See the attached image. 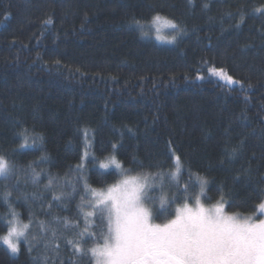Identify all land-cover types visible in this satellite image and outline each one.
I'll list each match as a JSON object with an SVG mask.
<instances>
[{
  "label": "trees",
  "instance_id": "trees-1",
  "mask_svg": "<svg viewBox=\"0 0 264 264\" xmlns=\"http://www.w3.org/2000/svg\"><path fill=\"white\" fill-rule=\"evenodd\" d=\"M262 8L264 0H0V155L17 170L11 181L0 179V236L12 218L5 193L20 220L31 215L30 243L21 240L13 254L0 242V264H95L92 236L80 241L81 254L67 240L85 227L78 211L85 183L102 189L120 179L115 168L99 167L112 155L129 173L165 174L163 207L154 201L159 186L150 192L157 223L193 201L197 175L208 180L207 203L223 195L228 211L257 212L264 196ZM157 14L183 29L176 43L148 38L134 22ZM209 67L243 88L227 86ZM170 149L184 164L181 191L171 184ZM73 186V196H60ZM64 217L79 227L63 228ZM89 220L102 244L105 218L97 212ZM39 221L57 235L42 232Z\"/></svg>",
  "mask_w": 264,
  "mask_h": 264
},
{
  "label": "snow or ice",
  "instance_id": "snow-or-ice-1",
  "mask_svg": "<svg viewBox=\"0 0 264 264\" xmlns=\"http://www.w3.org/2000/svg\"><path fill=\"white\" fill-rule=\"evenodd\" d=\"M258 12H264V8L257 9ZM243 16L241 15V22ZM144 33V26L139 21H134ZM50 23V21H46ZM151 28L155 30L158 40H165L167 37L162 35L163 29H173L177 34L183 32L173 20L155 15L151 20ZM176 36H172L169 41L174 42ZM211 75L219 77L229 87L240 86L241 81L235 80L227 74L222 68L209 67L207 69ZM203 79V77H198ZM131 131V129H129ZM24 143L22 147L28 144L27 130L20 134ZM35 143V141H33ZM116 145H113L115 152ZM235 152V150H233ZM170 155L173 158L174 171H171L172 180L176 181L177 191L179 188V177L182 170V162L179 155L170 149ZM95 160V157H93ZM114 165L120 170V175L124 176L128 171L123 169L121 163L112 155L107 162H101V169H108ZM79 167V166H78ZM17 174V170L9 161L0 155V179L11 181ZM39 173L32 171V181L36 183ZM165 174L157 173L149 182L147 175L143 180L138 178H125L117 184L108 188L107 193L97 192L89 189L85 183V193L81 196V204L78 205V211L82 215L85 227L74 232V239H68L67 243L72 245L77 254L85 252L80 241L85 236H92L95 247L87 249L93 257L95 264H264V219L254 222L253 217L238 218L236 215H229L224 212V200L221 195L220 201H217L211 208H205L201 203L200 197L206 194L208 180L205 177L196 176L198 181L199 193L193 196L195 207L187 203L182 208L176 210L175 218L167 223L156 224L152 222L151 213L145 207L144 199L153 201L145 189H151L157 182L163 186V176ZM159 177V181H157ZM53 183V178L49 177L47 187ZM19 181L13 185L17 187ZM76 188L72 187L71 192H61L60 196L71 197L75 194ZM185 198L188 195V185L182 190ZM10 193L4 194V200L9 205L11 220L7 221V234L0 236V242L7 246L11 253L16 254L20 251L21 240L29 242L28 230L31 226V215L29 223L25 224L19 220V214L11 207L8 201ZM91 199L87 203L94 209L93 211H84L85 197ZM211 199V197H207ZM59 196L54 195L53 200L58 201ZM165 199L161 196V207L165 204ZM175 197L173 198V203ZM257 213L264 215V196L261 202L256 206ZM100 213L101 219L107 218V233H101L103 243L96 240V234L89 232L91 221L89 217ZM59 222L60 217H54ZM42 232L51 228L52 236L57 235V228L46 225L44 221H39L38 225ZM79 224H73L67 217L63 218V228H78ZM36 237L33 236V239ZM30 243V242H29ZM58 247V245L56 246ZM31 251V246L29 247Z\"/></svg>",
  "mask_w": 264,
  "mask_h": 264
},
{
  "label": "rangeland",
  "instance_id": "rangeland-1",
  "mask_svg": "<svg viewBox=\"0 0 264 264\" xmlns=\"http://www.w3.org/2000/svg\"><path fill=\"white\" fill-rule=\"evenodd\" d=\"M176 24H177V23H176ZM142 25L144 26V33H143V34H144L145 36H147L148 38H152V39L158 41L159 43H164V44H174V43H176L177 40L183 35V32L177 34L176 31L173 30V29H163L161 34L164 35L165 37H167V39H165V40H158V39H157V36H156V33H155V30H154L153 28H151V21H150L149 23H147V24H142ZM177 25H178V24H177ZM178 26H179V25H178ZM179 27H180V26H179ZM180 28H181V27H180ZM172 36H176V39H175L174 42H171V43H170L169 41L172 39ZM222 81H223V80H222ZM88 145H89V143H88ZM86 155H87V148H86V151H85V157H86ZM108 160H109V159H108ZM108 160H106V161H104V162H107ZM181 162H182V161H181ZM99 165H100V164H99ZM182 165H183V167H182V170H181V175H182V172L184 171V164L182 163ZM121 166H122V165H121ZM112 168H115V166H114V165H110V167H109L108 169H103V170L107 171V170H110V169H112ZM122 168L125 169L123 166H122ZM115 169H116V168H115ZM116 170H118V171L120 172L119 169H116ZM145 175H147L149 182H151L152 177L156 176V174H139V173H129V172H127L124 176H121L120 179H119L115 184H117L120 180L125 179V178H129V179H132V178H138V179L143 180V179L145 178ZM181 175H180V177H181ZM180 177H179V180H180ZM157 181H159V177H157ZM163 181H164V178H163ZM171 181H172L171 184H176V181L172 180V177H171ZM164 183H165V182H164ZM164 183H163V184H164ZM115 184H113V185H115ZM110 186H112V185H110ZM110 186H108V187H106V188H102V189H94V190H96L97 192H103V193L106 194V193H107V190H108V188H109ZM157 186H159L160 189H158L159 194H158L157 197H156V196L154 197V198H155L154 201L157 202V203H160L161 196L164 197L165 201H166L167 199H169V198H168V190L166 189L167 191H166L165 194H164V188L162 187V190H161V185H160L159 182L155 183L151 189H147V188H146L145 191H147L148 195L150 196V192H151V190H152L153 188L157 187ZM91 189H93V188H91ZM206 189H207V186H206ZM205 191H206V190H205ZM198 193H199V192H198ZM205 195H206V194H205ZM205 195H204V196H205ZM204 196H201V197H200V200H201V203L205 206V208H211L213 205L216 204V203H207V202L204 200ZM151 197L153 198V196H151ZM85 198H86V202H87L89 199H91L90 196H86ZM185 203H187V204H188L189 206H191V207H195V200L193 199L192 202H190V201H186V202H184L181 206L177 207V209L182 208V207L184 206ZM144 204H145V207L148 208L149 211H150V213H151V217H152V222H153V223H156V224H163V223H167V222L169 221V220H167L166 222H163V223H157V222H155L154 219H153L152 209H151V207H150V203H149V200H148L147 198L144 199ZM87 208L89 209V211H93V210H94V209H93L88 203H87ZM177 209H176V210H177ZM224 212H225L226 214H229V215H236L238 218H243V217H249V216H251V217H253V221H254V222H259L260 219H264V215H262V217L259 218L258 216L261 215V214H258L257 212L252 213V214H242V213H238V212H230V211H228V210L226 209L225 204H224ZM18 218H19V217H18ZM174 218H175V216H174L172 219H174ZM11 219H12V218H11ZM19 220H20V218H19ZM20 221H21L22 223H24L22 220H20ZM105 221H106L107 226H108V222H107V218H106V217H105ZM25 224H27V223H25ZM29 230H30V228H29ZM29 230H28V236H29V232H30ZM107 230H108V229H107Z\"/></svg>",
  "mask_w": 264,
  "mask_h": 264
}]
</instances>
